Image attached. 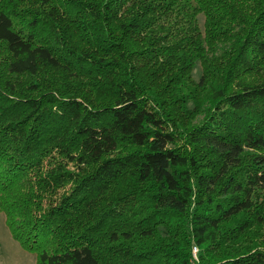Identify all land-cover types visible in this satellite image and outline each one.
<instances>
[{"label": "trees", "instance_id": "obj_1", "mask_svg": "<svg viewBox=\"0 0 264 264\" xmlns=\"http://www.w3.org/2000/svg\"><path fill=\"white\" fill-rule=\"evenodd\" d=\"M0 213L36 264H264V0H0Z\"/></svg>", "mask_w": 264, "mask_h": 264}, {"label": "rangeland", "instance_id": "obj_2", "mask_svg": "<svg viewBox=\"0 0 264 264\" xmlns=\"http://www.w3.org/2000/svg\"><path fill=\"white\" fill-rule=\"evenodd\" d=\"M202 73L200 63L197 62L193 70V78L198 80ZM198 249L192 248L194 264L198 262ZM0 264H36V256L25 251L19 243L12 239L5 225V216L0 213Z\"/></svg>", "mask_w": 264, "mask_h": 264}]
</instances>
